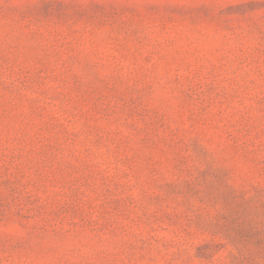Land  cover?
I'll return each mask as SVG.
<instances>
[{"label":"rangeland","instance_id":"rangeland-1","mask_svg":"<svg viewBox=\"0 0 264 264\" xmlns=\"http://www.w3.org/2000/svg\"><path fill=\"white\" fill-rule=\"evenodd\" d=\"M0 264H264V0H0Z\"/></svg>","mask_w":264,"mask_h":264}]
</instances>
